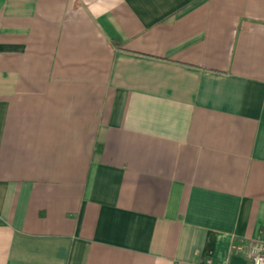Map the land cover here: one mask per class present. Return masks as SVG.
Instances as JSON below:
<instances>
[{
	"label": "crops",
	"instance_id": "1",
	"mask_svg": "<svg viewBox=\"0 0 264 264\" xmlns=\"http://www.w3.org/2000/svg\"><path fill=\"white\" fill-rule=\"evenodd\" d=\"M264 242V0H0V264H252Z\"/></svg>",
	"mask_w": 264,
	"mask_h": 264
},
{
	"label": "built area",
	"instance_id": "2",
	"mask_svg": "<svg viewBox=\"0 0 264 264\" xmlns=\"http://www.w3.org/2000/svg\"><path fill=\"white\" fill-rule=\"evenodd\" d=\"M232 249L235 253L248 258L252 264H264V242L262 241L234 242Z\"/></svg>",
	"mask_w": 264,
	"mask_h": 264
}]
</instances>
